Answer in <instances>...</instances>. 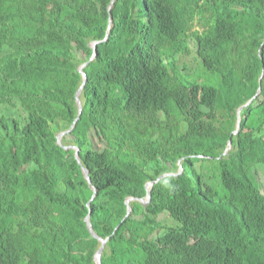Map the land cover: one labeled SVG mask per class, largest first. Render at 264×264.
<instances>
[{
    "label": "trees",
    "instance_id": "trees-1",
    "mask_svg": "<svg viewBox=\"0 0 264 264\" xmlns=\"http://www.w3.org/2000/svg\"><path fill=\"white\" fill-rule=\"evenodd\" d=\"M111 1L0 0V264H264V0Z\"/></svg>",
    "mask_w": 264,
    "mask_h": 264
},
{
    "label": "water",
    "instance_id": "water-1",
    "mask_svg": "<svg viewBox=\"0 0 264 264\" xmlns=\"http://www.w3.org/2000/svg\"><path fill=\"white\" fill-rule=\"evenodd\" d=\"M111 22H112V20L109 19V21H108V29H109L110 26H111ZM107 35H108V32H106V36H107ZM98 43H100V42H99V41H94V42H91V43L89 44V46H90V47L92 48V50H93V54H92V56L90 57V60H92V59L94 58L96 45H97ZM86 64H87V63H84V64H82V65L78 68V72H79V73L81 74V76H82V84H81L80 88L78 89V91H77L76 94H75V101H76L77 108H78V114H77V117L75 118L74 122L72 123V125L70 126V128H69L67 131H63V132H60L59 134H57V136H56V142H57L58 145H61V138H62L65 134L69 133V132L72 130V128H73L75 122L78 120V117H79V115H80V113H81V109H82V108H81V102H80L79 95H80L81 89H82V87H83V85H84V82H85V80H86L85 73L83 72V69H84V67L86 66ZM262 75H263V71H262ZM259 91H260V88H258V90H257V92H256V94H255V96H254L253 98H251L250 100H248V102H246L244 105H242L241 107L238 108V110H237L236 128H235V131L233 132V134H236V133L238 132V130H239V123H240V117H239V115H240V111H241L244 107L248 106V105L251 103V101H252V100L258 95ZM230 147H231V140L228 141L227 146H226V149L224 150V152H223L222 155H225V154L229 151ZM65 149H67V150H68V149H73V150H74V158L76 159V161L78 162V164H80V160H79V157H78V149H77L76 147H73V146L65 147ZM81 168H82V172H83V175H84L85 180H86V181L88 182V184L90 185V179H89V176H88V172H87V170H86L84 167H81ZM181 172H182V168H181V166L179 165L178 172H177L176 174H173V175L176 176V175L180 174ZM168 175H169V174H163V175L160 176L156 181H154V182H148V183L145 185V187H146V196H145V199H144V200H142V199H138V201H139L140 203L144 204V205L147 204V203L149 202V200H150V194H149V189H150V187H151L154 183H156L158 180H160L161 178H163V177H165V176H168ZM92 190H93L94 193L96 192L94 188H92ZM92 198H93V197H92ZM132 200H134V198L130 197V198H127L126 201H125L126 208H127V209H126V215H125V218H126V217L130 214V212H131V208H130V206H129V202L132 201ZM85 222H86V225H87V227H88L90 233L92 234V236H93L94 238H96V239L99 241V243H100V246H99L98 250H97L96 253L94 254V263H95V264H101V259H100V257H101V252H102V250H103V248H104V246H105V243H106L107 239H101V238H98V237L96 236V234L93 232L92 227H91V224H90V222H89V220H88V215H87L86 218H85Z\"/></svg>",
    "mask_w": 264,
    "mask_h": 264
},
{
    "label": "clouds",
    "instance_id": "clouds-1",
    "mask_svg": "<svg viewBox=\"0 0 264 264\" xmlns=\"http://www.w3.org/2000/svg\"><path fill=\"white\" fill-rule=\"evenodd\" d=\"M112 2H113V0L110 2V5H109V7H108V11L110 12V9H111V6H112ZM109 19H111L112 20V16H111V14L109 13ZM109 21V20H108ZM112 23V22H111ZM111 27V26H110ZM110 29V28H109ZM109 29H107V32H108V30ZM103 40H105V39H103ZM92 42H94V41H92ZM100 42V41H99Z\"/></svg>",
    "mask_w": 264,
    "mask_h": 264
}]
</instances>
